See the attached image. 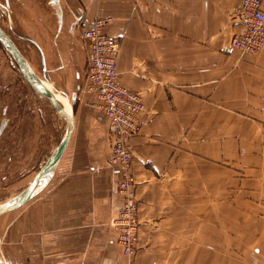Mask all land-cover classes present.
I'll return each instance as SVG.
<instances>
[{
	"label": "crops",
	"instance_id": "crops-1",
	"mask_svg": "<svg viewBox=\"0 0 264 264\" xmlns=\"http://www.w3.org/2000/svg\"><path fill=\"white\" fill-rule=\"evenodd\" d=\"M239 1L8 0L9 18L75 108L52 179L19 218L11 216L24 207L5 217L2 264H264V235L239 257L234 241L220 234L239 216L253 222L255 194L236 191L225 176L185 174L199 161L222 167L223 136L264 134V47L243 54L230 44L240 29L232 16ZM97 17L111 19L105 32L119 43V80L140 92L145 105L140 131L129 139L140 223L130 260L112 225L122 200L119 171L105 163L110 122L75 81H85L80 26ZM230 150L254 147L235 143ZM253 166L242 167L248 173Z\"/></svg>",
	"mask_w": 264,
	"mask_h": 264
},
{
	"label": "rangeland",
	"instance_id": "rangeland-1",
	"mask_svg": "<svg viewBox=\"0 0 264 264\" xmlns=\"http://www.w3.org/2000/svg\"><path fill=\"white\" fill-rule=\"evenodd\" d=\"M10 10L9 2L6 4L4 0H0V26L11 37L34 72L39 77L41 76L45 86L51 91L57 92L55 89L60 88H55L57 86L54 81L49 79L52 73L43 72L42 59L44 56L42 57L34 44L24 36L25 34L20 35L12 19L9 18ZM75 81L76 84L85 87L86 79L84 81L81 78ZM58 82L62 83V79L59 78ZM78 92L80 94L81 90ZM59 93L68 98L74 112L75 101L73 102L72 95L68 96L62 91ZM82 93H84L83 90ZM2 122L7 125L0 134V205L8 202L27 186L56 147L66 129L64 119L58 115L45 97L31 88L20 73L12 56L0 43V124ZM235 143L238 145L250 144L254 147V151H231L230 149ZM222 149L223 161L219 163L222 167H215V163L209 165L206 163L209 161H199L197 167H190L185 174L225 176L227 181L232 180L236 183L234 185L236 191H245L248 188V191L255 194L254 199L250 200L255 209V214L252 217L253 222L245 220L251 216H239L238 221L232 222L238 225L229 226V222L227 225H223L220 233L223 242L234 241V245L237 246L234 250L241 257L247 252L248 247H257V243L263 239L264 235V228H262L264 227V199L260 198L264 193V134L255 135V137L223 136ZM249 161H253L254 166L253 172L248 171L247 173L242 166H245ZM246 181H248V186ZM234 187L231 188V191L235 190ZM238 201L242 202L240 199ZM31 202L13 214L12 219L19 218L22 210L29 207ZM6 222L5 216H1L0 246L4 230L2 226H5ZM248 235L249 240H247ZM0 264H2L1 258Z\"/></svg>",
	"mask_w": 264,
	"mask_h": 264
},
{
	"label": "built area",
	"instance_id": "built-area-1",
	"mask_svg": "<svg viewBox=\"0 0 264 264\" xmlns=\"http://www.w3.org/2000/svg\"><path fill=\"white\" fill-rule=\"evenodd\" d=\"M264 0H240L232 16L240 29L230 39L233 48L252 54L264 47ZM111 19L97 17L80 26V37L86 42L85 91L88 105L101 111L110 122L111 150L105 163L119 171L116 192L122 205L112 220L116 244L130 260L135 254L139 219L135 182L131 173L132 150L129 139L141 128L140 115L145 110L142 95L119 80L117 39L105 32Z\"/></svg>",
	"mask_w": 264,
	"mask_h": 264
},
{
	"label": "water",
	"instance_id": "water-1",
	"mask_svg": "<svg viewBox=\"0 0 264 264\" xmlns=\"http://www.w3.org/2000/svg\"><path fill=\"white\" fill-rule=\"evenodd\" d=\"M8 4V0H4ZM75 23L71 26V31L77 26ZM75 28V29H76ZM33 42V41H32ZM0 43L4 48L9 52L15 61L20 73L23 75L27 83L31 88L38 93L39 95L45 97L53 109L58 113V115L64 119L66 122L65 132L53 149L51 154L48 156L43 165L39 170L34 174L32 179L29 181L27 186L16 194L13 198L8 200L7 204L3 207H0V217L7 216L10 213L14 212L17 209H20L25 204L31 202L37 195H39L47 184L52 179L55 170L68 146L71 135L74 129V115H69L60 103L56 100L54 93L43 83L41 76L37 75L32 68L29 66L27 60L24 58L20 50L17 48L11 37L5 32V30L0 26ZM37 46V45H36ZM86 76V75H85ZM73 100V99H72ZM73 114V107L71 109ZM5 122L0 124V134L2 133Z\"/></svg>",
	"mask_w": 264,
	"mask_h": 264
},
{
	"label": "bare ground",
	"instance_id": "bare-ground-1",
	"mask_svg": "<svg viewBox=\"0 0 264 264\" xmlns=\"http://www.w3.org/2000/svg\"><path fill=\"white\" fill-rule=\"evenodd\" d=\"M29 64V63H28ZM30 66V65H29ZM31 67V66H30ZM33 70V69H32ZM54 93V92H53ZM56 93V92H55ZM54 93L56 100L60 103V105L63 107V109L69 114V115H73L72 111H71V107L66 103V101H64L63 98H61V96L59 95V97H57V95ZM58 94V93H57ZM6 203L1 204L0 207H3L4 205H6Z\"/></svg>",
	"mask_w": 264,
	"mask_h": 264
}]
</instances>
